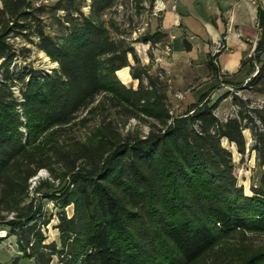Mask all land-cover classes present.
Returning <instances> with one entry per match:
<instances>
[{
    "label": "trees",
    "instance_id": "1",
    "mask_svg": "<svg viewBox=\"0 0 264 264\" xmlns=\"http://www.w3.org/2000/svg\"><path fill=\"white\" fill-rule=\"evenodd\" d=\"M127 1L137 13L155 5L57 0L50 10L63 11L67 26L53 35L40 17L46 5L0 0V215L15 213L6 221L9 234L36 264H52L55 257L62 264H264V243L255 241L264 234V171L247 194L234 172L233 152L222 144L227 139L245 153L244 130L250 129L251 150L264 166V105L249 107L250 99L234 96L237 112L221 119L219 101L207 100L206 91L172 112L168 83L149 65L131 63L129 55L140 62L135 47L103 17ZM32 20L39 49L58 64L51 72L15 66L18 52L10 38L29 36ZM258 24L260 39L243 65L250 61L256 70L258 63L246 87L264 93L263 6ZM168 40L160 26L136 39L151 47ZM185 45L191 48L187 40ZM128 66L136 88L117 74ZM208 66L220 72L214 59ZM102 94L125 116L146 119L148 133L122 135L110 122L88 142L55 147L51 135ZM53 163L64 166L68 181L48 195L62 211L59 243H46L43 227L51 218L42 202L28 199L29 180ZM70 205L71 216L65 211Z\"/></svg>",
    "mask_w": 264,
    "mask_h": 264
},
{
    "label": "rangeland",
    "instance_id": "2",
    "mask_svg": "<svg viewBox=\"0 0 264 264\" xmlns=\"http://www.w3.org/2000/svg\"><path fill=\"white\" fill-rule=\"evenodd\" d=\"M31 1L34 7L39 5H46L47 7L44 12L40 13L45 31L53 35H61L65 31L64 27L67 26L66 22L62 24V20H60L64 12L59 11L54 14L50 10V6L57 0ZM87 4L83 6V11L86 14L89 13V6ZM147 5L146 7H148ZM161 13L155 15L152 10L148 9H143L141 13H137L135 5L131 1H127L125 4H118L103 17L107 21H115L121 31L124 32L125 37L135 47L140 62L136 64L133 56L129 55L131 63L137 67L149 65L150 73L159 72L161 78L168 83L172 112H182L189 103L198 101L206 91L208 92L207 100L211 101V103L219 101L216 114L221 119H226L237 112L238 108L234 104V96H239L243 100L250 99L251 102L248 103L249 107L264 105V93L253 92L246 87V83L250 78L241 80L244 69L241 70L240 68L239 71L233 74V81L218 79L216 82H210L209 75H206L209 67L204 62L198 67L177 64L168 67V69L157 65L155 53L159 54L161 50L153 49L151 46L147 47L146 43L136 41V39L148 31L152 32L153 28L155 29L156 22H153V18H158ZM31 22V28L27 30L29 36L17 35L10 38V42L18 52L15 66L17 69L26 67L43 72H51L58 64L52 61L44 51L39 49L37 45L39 36L33 33L36 30L37 22L36 20H32ZM191 36L192 34H188L187 37ZM178 48H185L184 41L180 37L174 44V49L178 50ZM166 50L171 52L169 49ZM229 54L230 52L226 51L225 59H228ZM146 57L149 58V63L144 62ZM261 59L264 60V58ZM254 71L252 69L251 76ZM117 74L126 85L133 86L134 88L138 86V80L133 78L130 66L120 69ZM194 74L202 77L193 79ZM202 78L206 79L203 80ZM238 79L241 81H238ZM214 83L216 84L214 85ZM110 122L115 125L122 135L127 133L147 134L150 130L149 122L146 119L125 116L120 110L110 106L106 95L102 94L95 103L79 111L73 123L53 133L51 139L56 144L55 147H60L62 144L79 145L80 143L88 142L94 136L98 127ZM244 134L247 140V150L245 153H240L236 144L230 143L227 139H223L222 144L233 152L234 172L238 178L239 185H243L244 191L247 194H252V186L258 184L261 173L264 171V166L259 164L256 151L251 150L253 143L251 130L245 129ZM46 146L45 148L47 149ZM66 181L68 179L64 178V166L58 163H53L51 168H40L36 174V178L29 180L28 199L34 202H42L48 217L51 218L50 223L43 227L46 243L53 241L59 243V230L56 228V225L59 222V213L62 211V208L57 206V203L48 195L60 189ZM65 211L71 216L74 212L73 205L66 207ZM14 215L15 213L13 212L0 215V260L5 264H13L15 261H18V264H36L34 259L22 256L23 253L19 251L16 236L9 234V227L6 225V221L13 218ZM256 238L255 241L257 243H264V234L258 235ZM52 264L62 263L55 257Z\"/></svg>",
    "mask_w": 264,
    "mask_h": 264
},
{
    "label": "crops",
    "instance_id": "3",
    "mask_svg": "<svg viewBox=\"0 0 264 264\" xmlns=\"http://www.w3.org/2000/svg\"><path fill=\"white\" fill-rule=\"evenodd\" d=\"M163 1L166 8L158 18H153L156 26L152 32L160 26L169 34V40L157 44L154 46L156 48L152 47L161 50L159 54L155 53L157 65L166 69L177 64L198 67L202 62L208 65V61L214 59L220 72L215 74L209 68L206 75H209L210 82H216L218 79L233 81V74L240 68L244 69L241 80L251 77L252 63L248 61L243 65V61L254 55L260 39L258 8L264 7V0ZM188 34L192 36L187 37ZM179 37L183 39L184 45L186 40L191 44L189 50L186 45L185 48L174 49L175 41ZM146 46L151 44L146 43ZM168 47L171 52L166 50ZM226 51L230 52L228 59H225ZM261 58H264V53ZM144 60L149 63L148 57ZM199 77L202 76L193 75V79Z\"/></svg>",
    "mask_w": 264,
    "mask_h": 264
},
{
    "label": "built area",
    "instance_id": "4",
    "mask_svg": "<svg viewBox=\"0 0 264 264\" xmlns=\"http://www.w3.org/2000/svg\"><path fill=\"white\" fill-rule=\"evenodd\" d=\"M165 8H166V6H165V2L163 1V0H155V5H154V8H153V13L155 14V15H158L159 13H161V12H163L164 10H165ZM142 30H144V29H142ZM168 49L170 50V47H168ZM215 62L217 63V61L215 60ZM255 66H256V70H255V72L254 73H256L257 72V69H258V63L255 61ZM18 90V91H17ZM19 92L20 93V90H19V88L17 87V88H15V92ZM16 92V93H17ZM19 93H17V94H19ZM32 178H36V175L35 176H33ZM31 178V179H32Z\"/></svg>",
    "mask_w": 264,
    "mask_h": 264
}]
</instances>
